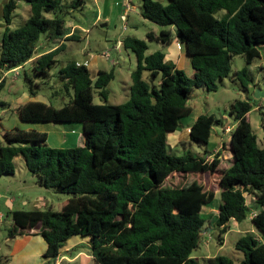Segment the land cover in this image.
<instances>
[{"label":"trees","instance_id":"obj_1","mask_svg":"<svg viewBox=\"0 0 264 264\" xmlns=\"http://www.w3.org/2000/svg\"><path fill=\"white\" fill-rule=\"evenodd\" d=\"M28 2L29 16L14 28L10 24L17 0L3 5L6 27L0 42V70L24 66L32 59L36 76L26 67L22 72L34 96L41 85L37 76L48 77L61 61L66 13L85 0ZM220 9L225 12L218 16ZM51 11L55 15L47 16ZM141 13L162 26H175L174 30L162 27L158 34L149 31L148 38L166 44L176 37L188 53L193 73L166 58L161 48L147 52L146 38L126 35L122 44L135 51L137 64L129 96L111 102L107 86L116 77L115 68L100 69L94 78L86 63L62 61L58 73L70 99L61 105L30 99L18 105V115L31 122H82L84 144L52 146L47 131L7 129L0 142V176L15 172V158L21 153L39 185L72 195L59 210H12L8 236L39 227L47 241L44 256L49 262L58 258L70 237L81 234L89 239L93 261L71 264H202L192 255L206 226L202 210L219 195L215 224L220 242L230 221L244 220L252 209L256 210L251 215L254 230L236 241L244 252L241 260L218 253L208 256L205 264H264V145L259 144L249 118L251 98H238L231 104L235 125L228 165L220 149L176 154L168 148V133L193 110L189 98L196 87L217 89L219 81L232 72L236 54L243 55L248 64L261 56L264 0H143ZM76 37L73 33L68 39ZM42 41L45 47L33 58ZM145 70L150 79L144 77ZM234 74L246 90L255 84L248 65ZM4 85L2 79L0 93ZM95 88L104 101L94 100ZM0 102L6 103L1 98ZM259 107H263L264 125V104ZM220 123L223 119L214 113H201L190 125V137L208 143ZM246 191L254 197L251 204ZM5 259L8 256L0 253V263Z\"/></svg>","mask_w":264,"mask_h":264},{"label":"rangeland","instance_id":"obj_2","mask_svg":"<svg viewBox=\"0 0 264 264\" xmlns=\"http://www.w3.org/2000/svg\"><path fill=\"white\" fill-rule=\"evenodd\" d=\"M8 0H0V42L4 29L6 27V21L2 17L3 5ZM138 1V0H135ZM17 7L14 10L13 21L10 24L11 27L18 26L25 18L29 16V2L28 0H17ZM85 9L74 8L75 10L71 13H66V19H74L75 21L82 22L85 26L89 27L88 32H83V37L79 39H72L69 42L70 47L66 52H62L59 56L60 60L67 56V60L74 59L76 57L85 58L83 48L86 46L87 51L99 52L102 54L105 50H111L112 58L121 57L123 69L121 73H116V77L111 80L109 85V100L111 102H122L128 96L130 91H125L124 81L126 77V71H130L136 67L135 64V51L132 48L126 47L124 44H120V48L113 50V44L122 39L126 35H136L141 38H146L149 42V48L147 52L154 51L156 49H164L166 52L169 51V43H162L156 39H149L148 32L156 31L160 32L162 25L150 20L143 16L141 12L131 11L132 17L129 19H123L119 14L115 18L112 24H102L98 22L93 25V19L96 16L97 7L93 3H88ZM225 12V9H220L217 12L218 16H221ZM47 16H54V12H46ZM173 27L174 25H165V27ZM174 39V38H173ZM172 39V40H173ZM172 42V41H171ZM176 44V43H175ZM261 56L257 57L252 63L248 64L246 59L241 54H236L232 58V72L219 81V87L214 90H209L205 86H199L194 89L189 98V104L193 107V110L188 115H185L181 119V123L176 130L168 133V148L172 153L182 154L186 152H192L195 154H205L208 152L222 150V158L225 164H229L232 156V149L230 147V136L231 129L235 125V118L230 112L231 104L238 98H251L253 107L249 111V118L252 122V127L258 136V142L260 145H264V125H263V114L262 108L259 104L262 99L264 100V44L260 46ZM63 56V57H62ZM87 58V57H86ZM179 62V61H178ZM62 60L56 63L52 69L51 74L48 77L37 76L38 80L41 81L39 87V94L46 95L56 105H61L70 99V94L67 92L64 84L62 83L61 77L59 76V67ZM111 67L115 66L117 69L118 64H113L108 61ZM248 65L251 73L254 77L255 84L252 83L249 90L242 87L241 82L235 77V70ZM131 66V68H130ZM20 68V66H19ZM184 70L188 74H192L194 71L193 65L189 56L185 58ZM26 69L33 74L31 64L26 65ZM1 73V71H0ZM14 73V72H13ZM13 73L7 75L6 84L1 90L0 98L6 101L5 104L0 102V136L4 138L5 127H15L16 124L20 123L21 126L33 125L34 122L23 121L18 118L17 111L14 112L12 109L2 114L1 110L9 105V101L14 99L15 96L23 91L29 92V85L25 80L24 73L17 75L15 82H12ZM15 75V74H14ZM35 75V74H33ZM36 76V75H35ZM144 77L150 79L149 71H144ZM262 88V89H260ZM58 90L54 95L53 91ZM260 91V93H259ZM73 94V88L70 91ZM94 100L96 102H102L104 99L98 92V89L94 90ZM264 103V102H262ZM259 104V106H258ZM201 113H214L216 116L223 119V123L216 124L214 126L210 141L199 142L190 137V133L187 129L188 124L193 122L197 116ZM17 119V121H15ZM230 126V131H225L226 127ZM34 128V127H33ZM180 136L179 143H173V138ZM53 146V145H52ZM208 158H212L213 154H207ZM15 163L18 169V176L23 177L24 174L31 175V171L27 168L24 156L20 153L15 158ZM22 169V170H21ZM20 171L21 174H20ZM32 177V176H31ZM36 177V176H34ZM1 178V177H0ZM32 179V180H31ZM29 179L28 189H30L34 196L40 195V192L45 194L46 200L41 203V208H52L59 210L62 208L64 200L72 195L70 192L60 191L56 188H48L45 186H37L34 179ZM37 179V178H36ZM32 181V182H31ZM39 189L41 191H39ZM19 194V193H18ZM17 194V195H18ZM21 194V193H20ZM248 202L253 203V195L249 191H246ZM37 197H35L36 199ZM43 200V199H41ZM218 198L213 202H209L205 205L202 210L203 216L206 218V226L203 229V233L200 240V245L195 248L192 252L193 256H197L202 264L206 263L208 256H212L218 253L226 254L230 256L235 262L241 260L244 256V252L236 247L237 239L248 230H254V224L251 219V213L242 221L232 219L230 221L231 227L224 234V242H220L219 228L215 224V218L218 210ZM29 208H34L33 205H29ZM253 211V209H252ZM8 224V223H7ZM3 227L0 230V253L7 255L9 259L3 260L0 264H18V262H10L12 256L8 254L11 247V237L8 234V227ZM212 225L210 230L207 227ZM257 234V233H256ZM258 235V234H257ZM259 236V235H258ZM82 238V244H78L77 248H82L81 252H77L76 260L83 263H91L93 261V254L91 253L90 245L87 241V237L81 234H76L71 237L69 242L75 239ZM68 242L66 241V244ZM74 246L73 248H75ZM11 256V257H10ZM43 263H47L48 258L41 253ZM12 261V260H11Z\"/></svg>","mask_w":264,"mask_h":264},{"label":"crops","instance_id":"obj_3","mask_svg":"<svg viewBox=\"0 0 264 264\" xmlns=\"http://www.w3.org/2000/svg\"><path fill=\"white\" fill-rule=\"evenodd\" d=\"M72 1V0H67ZM143 0H85V4L79 7V9H85L87 7L88 3H93L97 7L96 16L93 19V25L97 24L98 22L102 24H112L115 20V18L118 16V14L123 19H129V17H132L131 11H138L141 12V6H142ZM164 3H166L168 0H160ZM75 9H70V13L73 12ZM66 26H67V32L62 37L61 42H64L66 47L62 52H66L68 48L70 47L69 42L72 39H68L73 33L77 35L76 39H79L83 37V32H88L89 27L85 26L80 21H75L74 19H66ZM165 27V26H162ZM161 27V28H162ZM174 30V28L171 26ZM154 31V30H153ZM155 34H158L156 31H154ZM122 41V39H119L116 44H119ZM176 43V44H175ZM113 44V50L114 46ZM46 43L44 41L40 42L38 45V52L34 55L33 58L41 54V49L45 47ZM57 44H55L53 47H56ZM120 48L117 47V49ZM169 51L166 52V58H170L174 60L179 67H184L185 64V58L188 56V53L186 52V49L183 47L180 41L176 37L172 40V42L169 43ZM87 47L85 46L83 48V51L85 53V58L82 59L81 57H76L78 62H84L88 65L92 76L95 78L98 74V71L100 69H111L115 68V66L111 67L110 64H108V61H111L113 64H118L116 73H121L123 69V64L121 62V57L119 58H112V55L109 57L103 56L99 52H93V51H87ZM61 52V53H62ZM60 53V54H61ZM60 56V55H59ZM63 57V56H62ZM87 57V58H86ZM67 56L63 57L61 60L63 62H66ZM30 59L28 62L25 63L24 66H20L21 72L26 67L27 64H31ZM179 61V62H178ZM135 64H137V55L135 53ZM131 68V66H130ZM0 81L2 79H5V84L7 80V75L9 73H13L12 69L3 68L0 70ZM132 70L126 71V77L123 79L125 85V91H130L131 83H132ZM12 77V82H15V79L18 77L14 75ZM262 89V88H260ZM30 99H39L43 101L50 102V99L46 95H40L39 93L32 96L28 91H23L15 96L14 99L9 101V105L1 110L2 114L6 111V108L8 110L12 109L14 112L17 111L18 118V105L26 102ZM264 100L259 104L262 103ZM258 104V105H259ZM17 121V119L15 120ZM18 123V121H17ZM190 124H188L187 129L190 131ZM18 126L15 127H22V128H37L39 130L47 131L48 132V142L49 144L53 146H75V145H82L85 141V133H84V125L82 122H64V123H54L49 121L44 122H34L33 125L29 126H21L20 123L16 124ZM12 127H5L4 130L11 129ZM14 128V127H13ZM190 133V132H189ZM180 136H176L173 138V143H179ZM4 138L0 136V142L3 141ZM22 170V169H21ZM22 171H20L21 174ZM18 169L16 166V170L11 175H2L0 176V230L3 227H7L9 224L13 223V219L11 216V211L14 209H20V208H29V205H33V207H41V203L44 202V199L46 200L45 194L40 192V195L34 196L33 192L28 189L29 179L33 178L35 184L37 186L39 183L36 181V177L33 173L31 175L24 174L23 177L18 176ZM32 176V177H31ZM32 180V179H31ZM32 182V181H31ZM39 191H41L39 189ZM19 193V194H18ZM21 193V194H20ZM18 194V195H17ZM35 197H37L35 199ZM43 199V200H41ZM8 223V224H7ZM212 228V225L207 227V230H210ZM8 235V234H7ZM78 235V234H77ZM10 237V236H9ZM71 237L67 240V244L65 243L64 246L61 248L60 255L57 259L53 260L52 262H49L47 260V263H43L44 259L41 257V253L46 251L47 249V241L44 238V236L39 232V227H34L31 229L29 233L19 234L14 237H11V247L8 254L12 256L10 258L11 263L18 262V264H71L73 262H76V256L77 252H81V247L77 248L78 244H82V238L75 239L69 242ZM89 245V239L85 241ZM76 246L75 248H73ZM3 253V252H1ZM10 256V257H11ZM9 259V258H8Z\"/></svg>","mask_w":264,"mask_h":264},{"label":"built area","instance_id":"obj_4","mask_svg":"<svg viewBox=\"0 0 264 264\" xmlns=\"http://www.w3.org/2000/svg\"><path fill=\"white\" fill-rule=\"evenodd\" d=\"M120 44H122V41L119 44H116L114 46V49L117 48V47H119ZM102 55L105 56V57H109L111 55V50L109 49V50L103 51L102 52ZM19 69H20L19 66L12 68V70L15 73L16 76L20 74V70ZM225 129H226L225 131H228V130L230 131L231 127L230 126H227ZM255 213H256V210H253L251 212V215H254Z\"/></svg>","mask_w":264,"mask_h":264},{"label":"water","instance_id":"obj_5","mask_svg":"<svg viewBox=\"0 0 264 264\" xmlns=\"http://www.w3.org/2000/svg\"><path fill=\"white\" fill-rule=\"evenodd\" d=\"M259 93H260V91H259Z\"/></svg>","mask_w":264,"mask_h":264}]
</instances>
